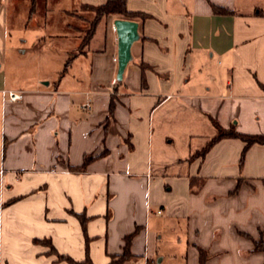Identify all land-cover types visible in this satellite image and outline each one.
<instances>
[{
  "label": "crops",
  "instance_id": "0c3cea01",
  "mask_svg": "<svg viewBox=\"0 0 264 264\" xmlns=\"http://www.w3.org/2000/svg\"><path fill=\"white\" fill-rule=\"evenodd\" d=\"M36 7L0 0V264H109L130 235L124 264L174 263L170 247L183 264L198 249L264 264V145L241 161L225 138L196 156L216 125L264 135V0H127L149 17L116 83L118 18L80 50L75 15L43 22Z\"/></svg>",
  "mask_w": 264,
  "mask_h": 264
},
{
  "label": "trees",
  "instance_id": "16d2710c",
  "mask_svg": "<svg viewBox=\"0 0 264 264\" xmlns=\"http://www.w3.org/2000/svg\"><path fill=\"white\" fill-rule=\"evenodd\" d=\"M126 2L127 0H105V2L100 5V6H83L82 8H84L87 11H90L92 13H94V19L92 20V22L90 23V27L89 29L86 31L85 33V39L82 40L81 46H80V50L83 49L84 47H87L94 32L95 29L97 27V25L104 19L110 16H115L118 19H125V20H132L134 21L135 19H140V20H145L148 19L149 16L145 15V14H141V13H131L127 10L126 8ZM218 8H214L215 12ZM69 64V60L67 61V63L65 64L63 73L66 71V68ZM141 68L144 70L146 68L145 65L141 64ZM114 98L111 97V101L109 104V116H112L113 111H114ZM217 128V135L214 139H212L207 146L198 154H196V156H203L205 155V153L218 141L225 139V138H233V139H239L243 144V150L241 153V161L244 157V154L246 153V151L253 145H264V135H246V134H239L237 132H235L234 130H223L222 128H220L219 126L216 125ZM93 160L92 156H85L83 163L81 164V166L79 167H70L71 171L74 172H82L86 169L87 165ZM264 184V181H263ZM240 183H238L237 188L234 190V192H236L238 190ZM133 237V235H130L128 237L125 238V248H124V252L121 256H114L111 257V261L109 262V264H124L126 261H128L132 256L128 250L129 248V244H130V240ZM255 251H260L264 253V245L263 243L257 242L255 243ZM199 252V264H205L206 260H207V255L205 254L204 251L198 249ZM62 259V257L60 258ZM70 263L73 264H78V263H74L71 260H68Z\"/></svg>",
  "mask_w": 264,
  "mask_h": 264
},
{
  "label": "rangeland",
  "instance_id": "374dc122",
  "mask_svg": "<svg viewBox=\"0 0 264 264\" xmlns=\"http://www.w3.org/2000/svg\"><path fill=\"white\" fill-rule=\"evenodd\" d=\"M34 1L35 0H33V3ZM31 8H32V5H31ZM61 8L67 10L70 14L72 13L73 15H75V17L78 18V20L75 19L74 25L75 27L78 26L80 30H84L83 32L84 34L82 35V40H84L85 33L89 29L90 23L94 19V13L87 11L84 8H81L79 9V11H77L79 8V7L77 8V0H42V7L40 8V12H39V8L36 7V14H37V17L41 16L40 18L42 19L43 22H44V17L45 18L47 17V20H49V18H52V19L55 18V20L58 19L60 21L61 12H59V9ZM57 23H56V26L58 25ZM168 251L171 253H174L176 257H178V260H176V262L171 263V264H183L181 263V255L183 251L182 247L180 248L170 247L168 248ZM179 252H180V256H179ZM164 264H168V263L166 262Z\"/></svg>",
  "mask_w": 264,
  "mask_h": 264
},
{
  "label": "water",
  "instance_id": "95a60500",
  "mask_svg": "<svg viewBox=\"0 0 264 264\" xmlns=\"http://www.w3.org/2000/svg\"><path fill=\"white\" fill-rule=\"evenodd\" d=\"M112 27L117 37L116 81L121 82L125 68L132 60V45L139 40L138 23L132 20L115 19Z\"/></svg>",
  "mask_w": 264,
  "mask_h": 264
},
{
  "label": "built area",
  "instance_id": "2783aa9c",
  "mask_svg": "<svg viewBox=\"0 0 264 264\" xmlns=\"http://www.w3.org/2000/svg\"><path fill=\"white\" fill-rule=\"evenodd\" d=\"M113 83H116V80H114ZM1 95H2L3 102L15 103V102L21 101L23 98V94L21 92H16V91H3L1 93ZM82 109L83 110H90L91 107L89 104H85L82 106ZM159 213L160 212H158V214Z\"/></svg>",
  "mask_w": 264,
  "mask_h": 264
}]
</instances>
